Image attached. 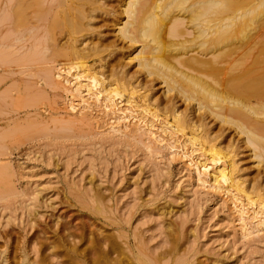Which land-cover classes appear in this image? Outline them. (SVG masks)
<instances>
[{"label":"rangeland","instance_id":"1","mask_svg":"<svg viewBox=\"0 0 264 264\" xmlns=\"http://www.w3.org/2000/svg\"><path fill=\"white\" fill-rule=\"evenodd\" d=\"M40 1L42 7L51 10L55 4V0ZM123 1L103 0L106 10L97 11V18H93L96 20H91L92 27L95 24L98 29L94 27L96 32L91 29L83 36L86 43L98 41L104 48L84 47V51L94 67L105 61L101 65L105 73L112 66V70L121 71L122 75L115 72L117 77L126 73L129 78L123 76L124 79L132 84L149 81L148 88L143 84L146 96H150L148 100L156 98L151 103L155 105L157 101L161 112L166 105L163 102L168 103L167 97L162 96L164 86L158 79L136 72L134 60L129 59L134 48L116 36L115 24L122 17ZM15 4V0H0V261L5 256L9 264H19L20 256L25 254L29 261L44 256L48 264H59L62 257L50 256L48 251L53 249L44 247L41 251L40 245L47 246L58 238L67 244L76 239L79 243V235L84 234V242L89 237L118 236L115 238L124 245L123 251H130L127 256H139L137 261L141 264H173L177 258L187 264H264V232L250 230L245 234L237 215L231 212L229 200L199 184L196 170L186 167L181 154L175 157V150L163 149L152 139L147 140L148 133H133L130 127L111 130L114 115L98 104L93 105L92 111H85L84 119L76 114L78 107L77 111L69 110L70 105H77L78 95L47 80L60 68L63 70L68 59L57 56L55 50L59 47L52 48L55 41L44 38L42 27L28 31L36 23L43 26L44 20L37 22L33 14L34 22L31 18L24 28L13 25L9 11ZM81 33L84 31L76 37L81 38ZM56 38L57 45L64 42V38ZM45 40H49L48 44L43 43ZM93 48H98L93 51L95 58ZM62 49L58 50L63 52ZM98 58L100 62L96 61ZM62 79L54 77L57 82ZM141 88L139 92H143ZM169 102L179 112L186 111L189 118L199 115H194L192 106L176 96ZM204 116L206 126L209 123L212 131L218 130L220 124ZM220 134L219 142L234 144L246 185L255 179L263 186L264 171L251 157L242 137L227 126L221 128ZM96 206L101 210H94ZM45 249L47 252L43 253ZM138 251L146 254L149 261Z\"/></svg>","mask_w":264,"mask_h":264},{"label":"bare ground","instance_id":"2","mask_svg":"<svg viewBox=\"0 0 264 264\" xmlns=\"http://www.w3.org/2000/svg\"><path fill=\"white\" fill-rule=\"evenodd\" d=\"M101 1L55 0L51 10L45 5L42 7L40 0L31 2L15 0L16 4L10 8L9 13L15 27H23L25 23L28 25L26 21L33 17L39 23H41L40 20H44L45 29L37 25L38 23L27 27L31 32L34 31L31 30L34 27H42L46 34L43 33L44 38L50 40L47 42L51 40L57 42L56 39L59 40L57 36L64 38L63 43L57 45L54 42L51 45L55 46L51 47L61 49L67 47L66 51L62 49L64 51L61 52L58 48L56 50L60 52L56 50L55 52L57 56L58 54L64 56L69 62L62 68L63 70L60 68L53 76L51 74L46 77L51 83L55 81L53 83L63 85L62 88L65 87L66 91H70L72 95L74 93L78 95L77 105H70L69 110L73 112L78 107L79 111L76 110V114L83 115L84 119V114L92 111L94 104H98L114 115L115 126L112 124L111 130L116 128L115 131H124L130 127L133 133L138 131L148 133L147 140L152 139L163 149L170 147L168 148L170 151L175 150H172L173 153L175 152V155L173 154L175 157L176 154H181L180 159L185 161L186 167H190L191 170L193 167L196 170L195 178L199 184L206 185L205 187L209 190L212 188V191L221 193L229 200L232 206L231 212L237 215L240 228L245 234L251 233L250 230L264 232V185L257 183V180L254 182L255 179L246 185L247 180L239 172L234 144L230 141L225 145L217 140L219 135H222L220 134L222 127L227 126L232 129L237 136L242 137L240 139L250 149L251 157L264 171V0L123 1L120 5L122 17L115 24L116 36L121 42L124 40L134 48L129 59L132 62L134 60L136 72L147 78H156L160 85L164 86L162 96L167 97L168 103L167 101L163 103L168 104L169 107L162 106L164 110L160 109L161 112H159V106L158 108L156 106L157 101L153 105L156 98L151 97L154 99L148 100L147 97L150 96H146L148 80V84L145 83L146 80L142 82L147 88L141 83L132 84L133 82L124 79V77L129 78L126 73L124 77H117L121 71L118 72L116 68L112 70L111 65V69L105 73V69H101V65L104 64L101 57L96 60L100 59L98 62L101 61V64L95 67L89 62V54L85 52L87 50L84 51V47H100L102 50L103 45L94 40L90 45L91 41L86 43L83 35L89 33L91 29L92 32L95 30L96 26L94 24L92 27L91 20L96 12L106 10L103 8V0ZM29 9H32L34 13L30 11L28 14ZM83 31L84 33L80 34L81 38H77L76 34ZM47 42L45 40L43 43L48 44ZM109 43L108 45H111ZM106 47H108L107 44ZM98 48L91 49V53ZM94 55L95 53L92 55L93 58H95ZM115 72L118 74L116 75ZM54 77L63 79L57 82ZM140 88L144 89L143 92H139ZM174 96L182 100L183 104H190L195 111L194 115L196 112L199 115L189 118L186 111L179 112L175 105H173L175 108L170 107L169 99ZM204 115L210 116L217 121V124H220L218 130L212 131L209 123L208 127L206 126L203 122ZM97 206L94 210H101ZM83 235H79V243L76 242V237H73L76 239L72 240L73 244H67L63 238H58L47 246L40 245V249L42 251L44 247H51L53 251H48L50 256L62 257L59 258L62 259L61 264L142 263L138 262L140 251L136 259L131 255L128 257L130 251H127V248V253L123 251L124 245L121 246L119 241L117 242L115 237L118 236L115 234H113L115 237L101 235V239L89 237L86 242L84 241L87 238ZM46 252L45 249L43 253ZM124 253L125 256H123ZM145 256L144 260L148 257ZM160 257H162L161 254ZM133 258L138 260V263ZM146 261L148 262L149 259ZM0 262V264H9L5 256ZM172 262L173 264L188 263L178 258ZM19 264H48V262L45 261L44 256L40 260L30 259L29 261L23 254L20 256Z\"/></svg>","mask_w":264,"mask_h":264}]
</instances>
